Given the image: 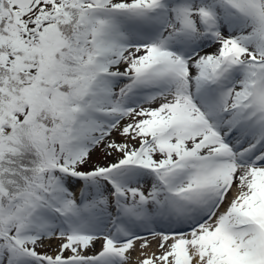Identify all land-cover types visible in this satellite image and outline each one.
<instances>
[{"label":"snow or ice","instance_id":"1","mask_svg":"<svg viewBox=\"0 0 264 264\" xmlns=\"http://www.w3.org/2000/svg\"><path fill=\"white\" fill-rule=\"evenodd\" d=\"M0 264H264V0H0Z\"/></svg>","mask_w":264,"mask_h":264}]
</instances>
